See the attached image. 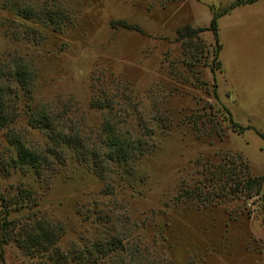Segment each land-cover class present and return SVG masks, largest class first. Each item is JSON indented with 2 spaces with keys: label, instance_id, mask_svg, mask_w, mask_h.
I'll list each match as a JSON object with an SVG mask.
<instances>
[{
  "label": "rangeland",
  "instance_id": "1",
  "mask_svg": "<svg viewBox=\"0 0 264 264\" xmlns=\"http://www.w3.org/2000/svg\"><path fill=\"white\" fill-rule=\"evenodd\" d=\"M230 1L0 0V264H264V182L219 196L200 173L219 161L264 177V0L216 17V97L211 31L188 49L176 36ZM41 109L98 146L100 176L30 126ZM106 121L132 140L125 161L104 156ZM10 136L46 156L39 175L10 162ZM184 185L204 196L180 198ZM44 223L49 244L24 241Z\"/></svg>",
  "mask_w": 264,
  "mask_h": 264
},
{
  "label": "trees",
  "instance_id": "2",
  "mask_svg": "<svg viewBox=\"0 0 264 264\" xmlns=\"http://www.w3.org/2000/svg\"><path fill=\"white\" fill-rule=\"evenodd\" d=\"M254 0H232L228 2L226 5H223V7L220 10H214L211 13V17L209 19L208 25L204 28L200 26H192L189 23H184L176 28V36L178 39L182 40V44L185 45V48L188 49V46L191 45V42L193 39H197L199 37V32L203 29L210 30L212 33L213 38V46L211 48L205 49L206 53L211 54V61L212 64L208 66L209 72L211 73V79H212V90L211 93L214 97H216L215 92V77H214V70L221 69L220 68V60L218 58V52L221 47L220 42L218 41V34H217V23H216V17L226 13L229 11L232 7L252 2ZM121 24L123 26H130V24L121 21ZM137 26V25H136ZM138 29V26L135 27ZM140 30V29H139ZM194 46L193 48H195ZM192 48V47H191ZM94 105L96 108H107L111 110V103H102L100 99H95ZM222 110L226 113L225 120L229 124V126L237 131L240 132L246 128V125H242L236 120H234L231 116L230 111L225 105L221 106ZM3 114H0V126H2L5 122L4 117H2ZM200 121H203L205 119L201 118ZM206 121L210 124H212V120L210 117L206 119ZM28 123L32 127H38L45 130L46 134L54 139V141L57 143L58 141L61 143H64L65 145L78 148L80 150L81 159L84 161H87L90 158V164H92V170L100 176L105 168L103 167V164H101L102 159H98V153L94 149H98V146L95 147L92 146L91 148L85 143L90 142V137H82L79 134L73 133V132H62L61 130L54 131V127L56 126L57 122L54 119V116L51 115L49 112L45 111L44 109L41 110H34L30 114V118L28 119ZM103 131L107 132L103 139L100 141L103 142V144L106 147V150L104 151V156L109 161H125L126 158L130 154V150L132 148V145L130 144L129 136H123L119 132L115 130V127L112 126V124L108 123L107 121L103 125ZM10 142L15 147V157L11 158L12 164H27L32 167L34 172L36 174H40L43 170L44 163L47 161L46 156H42V152L37 151L36 149L30 148L27 145L23 144L18 137H8ZM137 138H134L136 140ZM95 144V141H92ZM137 144H141L140 142ZM88 156V157H86ZM100 162V163H99ZM1 164V163H0ZM208 165L205 166V170L201 171V179L202 183H206V181L209 182V186H214L217 184L218 190L221 193H218L219 196L223 194L225 191L221 188L229 187L231 190L238 191L242 188H251L256 187L261 184V182H264V177L257 176V175H248L246 172L247 169H245V166H243V170L237 171H231V169L228 167V165L224 163H220L217 161L211 167ZM245 170V172H244ZM200 179V181H201ZM201 183V182H200ZM201 185V184H200ZM199 188V187H198ZM197 186L194 187H188L186 185L181 186V189L179 190L178 196L182 199H190V200H196L201 199V196H204L202 191L199 190ZM222 190V191H221ZM1 200V198H0ZM5 213L2 215V221H1V228L5 227ZM54 236V231L52 227L48 226L46 223H44L43 228H41L37 233L27 234V236L24 238V241H27L31 244H49L51 242L52 237ZM9 236L6 232L2 231V235H0V241L5 242L8 240Z\"/></svg>",
  "mask_w": 264,
  "mask_h": 264
}]
</instances>
